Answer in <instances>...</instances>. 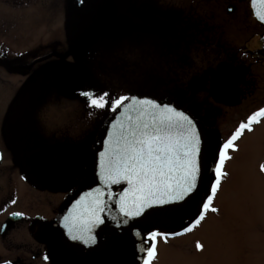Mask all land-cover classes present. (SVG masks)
<instances>
[{"label":"flooded vegetation","instance_id":"obj_1","mask_svg":"<svg viewBox=\"0 0 264 264\" xmlns=\"http://www.w3.org/2000/svg\"><path fill=\"white\" fill-rule=\"evenodd\" d=\"M91 2L79 1V5L76 0L2 2L10 14L29 17L32 25L24 30L4 29L5 40H0V96H4L0 102V264H58L53 255V237L66 215L72 192L84 177L76 181L77 175L70 167L55 162L59 148L48 144L57 143L56 134L44 135L39 126L33 125L32 113L36 109L38 114L43 106L50 105L46 100L55 98L67 100L71 105L72 53L91 45L104 49L115 39L118 47L123 40L134 44L140 37L155 36L157 25H163V21L173 25L165 11L156 13L151 0H134L135 7L125 6L126 0H118L119 6L115 7H94L90 6ZM250 2L226 0L230 4L228 13L246 22L236 24V35L227 47L216 48L217 64L195 78L201 79L200 93L204 96L194 103L189 96L199 93L193 94L188 88L182 96V106L195 113L204 127L221 140H227L249 116L264 108V28L255 22ZM74 26H83L86 35L80 34L79 40L71 39ZM158 42L152 45L151 52L158 48L154 57H163V62L170 64V47L166 48L165 40ZM148 56L151 58V55L145 57ZM167 72L154 69L152 74L171 75ZM54 105L64 104L52 102L51 106ZM258 121L251 125L252 131L243 130L234 141V150L228 153L230 157L247 135L260 138L264 116L258 117ZM54 126L52 121L50 127ZM229 160L225 162L224 172ZM16 212L22 215H12ZM194 230L170 236L166 242L158 236L157 253L151 264L156 263L161 246L183 242ZM136 264H142L141 257Z\"/></svg>","mask_w":264,"mask_h":264},{"label":"rangeland","instance_id":"obj_2","mask_svg":"<svg viewBox=\"0 0 264 264\" xmlns=\"http://www.w3.org/2000/svg\"><path fill=\"white\" fill-rule=\"evenodd\" d=\"M0 2V40H5L4 29L24 30L32 25V20L23 16V12L20 15L23 17L19 18L7 11L3 0ZM117 2L92 0L90 6L115 7L119 6ZM153 2L156 13L165 11L173 25L163 21V25H157L156 35L149 40L139 36V42L135 39L133 44L123 40L118 47V39H115L102 52L98 45L96 51L100 54L96 56L93 47L86 50L82 54L89 56L83 59L89 67L87 74L72 66L76 58L71 57V105L62 98L46 100L51 102L50 105L43 106L37 114L43 134H56L57 143L48 144L59 148L55 162L70 167L73 174L86 172L101 130L112 114L90 109L79 95L81 90L108 91L115 96L132 94L159 100L178 99L183 105L182 96L188 83L217 64L216 48L227 47L236 35V24L246 22L238 15L228 13L230 4L226 0H151L152 6ZM125 6L135 7L136 4L134 0H126ZM59 29L61 34L62 28ZM74 29L71 27V39L75 38L73 34L87 33L83 26ZM159 40H165L166 48L170 47V64L163 62V57H154L158 55V48L151 52L152 45ZM153 68L159 73L168 70L174 79L170 80L171 75L169 80L154 76ZM203 96L204 93H199L189 99L195 103ZM3 99L1 95L0 102ZM52 102L64 105L51 106ZM52 121L53 128L50 127ZM259 133L260 138L247 135L231 154L227 175L215 201L218 211L209 213L205 222L185 241L161 246L155 264H264V173L259 169L264 164V160L259 161L264 157V127ZM81 177L76 176V181ZM208 183L209 178L206 185ZM197 243L202 245L201 250H197Z\"/></svg>","mask_w":264,"mask_h":264},{"label":"snow or ice","instance_id":"obj_3","mask_svg":"<svg viewBox=\"0 0 264 264\" xmlns=\"http://www.w3.org/2000/svg\"><path fill=\"white\" fill-rule=\"evenodd\" d=\"M80 3H85V0H80ZM252 7H256V0H252ZM257 16L264 21V13L257 12ZM77 60L76 56V63L72 66L87 74L88 64L81 56L79 63ZM79 95L90 109L102 114L124 109L127 125L114 118L112 130H105L104 150L98 153L97 158V178L103 187L97 186L75 201L69 213L62 218L63 235L73 242L92 246L97 243L95 230L100 226L107 227L106 220L116 229H123L129 226L130 221L139 222V218H143L149 227L138 229L132 225L131 229L138 239L136 250L141 254L142 264H151L156 257L158 236L166 242L170 236L183 235L199 225L207 211H218L210 205L222 177L227 175L222 169L231 158L229 150H234V141L243 130L252 131L251 125L259 122L258 117L264 116V108H261L249 116L246 123H241L227 140H221L178 99L158 102L154 97L115 96L95 89L81 90ZM132 113H135V118ZM32 123L38 127L36 109L32 113ZM209 159L210 164L207 162ZM260 171L264 172V164L260 165ZM205 172L209 175V183L203 185L201 195ZM114 185L123 187L114 193ZM196 196L200 199L196 203V211L190 214L188 206ZM181 213L180 230L159 227L164 218ZM12 215L20 216L22 213ZM196 248L201 250L202 245L197 243Z\"/></svg>","mask_w":264,"mask_h":264},{"label":"water","instance_id":"obj_4","mask_svg":"<svg viewBox=\"0 0 264 264\" xmlns=\"http://www.w3.org/2000/svg\"><path fill=\"white\" fill-rule=\"evenodd\" d=\"M80 0H76V4H79ZM252 14L256 21L264 26V21H261L257 16V12L264 13V6H262V0H256V7H252V1L250 3ZM189 88L192 89L194 93H197L203 88V83L201 80H195L190 82ZM159 102V101H158ZM127 103V102H126ZM135 118V113H132ZM119 119L124 121L127 125V121L124 120V109H119V111L112 115L106 122L105 128L100 136L99 141L94 149L93 157L91 159L89 168L85 174L84 181L82 184L73 192L71 199L67 206V214L72 209L73 204L76 200H79L82 195L95 189L97 186L103 187L99 184L97 178L98 172V153L103 151L102 141L107 139L105 130L111 129V122L113 119ZM209 164L211 160L207 161ZM208 173L205 172L202 179V186L200 189L201 195L203 194V185H206L208 180ZM121 187L119 185L112 186V191L118 192ZM200 196H196L195 200L191 201L188 210L189 213H194L196 211V203L199 201ZM115 215L116 213L113 212ZM178 214L171 218H164L159 222V227L165 228H177L181 226V221ZM187 221V216H185V222ZM63 221L57 227L53 241L52 249L55 261L58 264H136L141 254L137 252L138 239L132 232V225H135L138 229H143L149 227V225L143 221V218H139V222L130 221L129 226L123 229H116L114 225L106 220L105 226H100L95 230L97 236V243L92 246H85L79 242H73L63 235L65 229L62 227Z\"/></svg>","mask_w":264,"mask_h":264},{"label":"bare ground","instance_id":"obj_5","mask_svg":"<svg viewBox=\"0 0 264 264\" xmlns=\"http://www.w3.org/2000/svg\"><path fill=\"white\" fill-rule=\"evenodd\" d=\"M221 190V189H220ZM205 221V220H204ZM204 221L202 223H204ZM201 226V225H200ZM195 231V230H194Z\"/></svg>","mask_w":264,"mask_h":264}]
</instances>
